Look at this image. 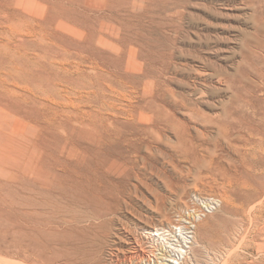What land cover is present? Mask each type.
Wrapping results in <instances>:
<instances>
[{"label": "rangeland", "instance_id": "obj_1", "mask_svg": "<svg viewBox=\"0 0 264 264\" xmlns=\"http://www.w3.org/2000/svg\"><path fill=\"white\" fill-rule=\"evenodd\" d=\"M263 6L0 0V264H163L149 232L183 225L197 240L183 264H264L239 152L264 110ZM106 133L130 144H103V166ZM89 187L102 204L80 200Z\"/></svg>", "mask_w": 264, "mask_h": 264}, {"label": "bare ground", "instance_id": "obj_2", "mask_svg": "<svg viewBox=\"0 0 264 264\" xmlns=\"http://www.w3.org/2000/svg\"><path fill=\"white\" fill-rule=\"evenodd\" d=\"M263 2V1H262ZM263 4V3H262ZM261 4V5H262ZM264 7V6H263ZM260 8V7H259ZM258 9V8H257ZM262 11V10H261ZM263 12V11H262ZM42 38V37H41ZM40 38V39H41ZM9 39V38H8ZM7 39V40H8ZM9 42H10V40H8ZM258 41V40H257ZM261 42V41H260ZM259 42V43H260ZM257 43V42H256ZM263 43V42H262ZM261 43V44H262ZM9 44V43H8ZM261 46H264V44L263 45H261ZM264 48V47H263ZM7 50V49H6ZM260 58V57H259ZM261 66H262V64H261ZM254 68V67H253ZM246 73V72H245ZM258 76L261 78V79H264V71H259L258 73ZM238 78V77H237ZM1 80V79H0ZM3 81H4V79H3ZM14 82V81H13ZM1 84V83H0ZM21 84V83H20ZM4 85V84H3ZM7 85V84H6ZM9 85V84H8ZM7 85V86H8ZM19 85V84H18ZM22 85V84H21ZM231 85V84H230ZM20 86V85H19ZM18 86V88H20ZM4 88V87H3ZM22 88V87H21ZM1 89V88H0ZM15 89V88H14ZM4 90V89H3ZM5 91V90H4ZM8 92H10L11 90L9 89V90H7ZM96 91V90H95ZM102 91V90H101ZM28 93V92H27ZM93 93V92H92ZM5 94H6V92H5ZM20 94V93H19ZM18 94V95H19ZM10 95V94H9ZM6 96V95H5ZM16 96H17V94H16ZM20 96H21V94H20ZM11 97V96H10ZM19 97V96H18ZM18 97H16L17 99H18ZM27 97V96H26ZM12 98H14V97H12ZM11 98V99H12ZM23 97H21V101L23 100L22 99ZM20 99V98H19ZM14 100V99H13ZM239 100V99H238ZM15 101V100H14ZM20 101V100H19ZM25 102V101H24ZM39 102H40V100H39ZM98 103V102H97ZM101 103H103V101L101 102ZM107 103V102H106ZM240 103V102H239ZM109 104V103H108ZM99 105V104H98ZM101 105V104H100ZM109 105H111V104H109ZM239 105H241V104H239ZM250 105V104H249ZM96 107V106H95ZM94 107V108H95ZM102 107H104V106H102ZM93 108V109H94ZM106 108H108V106L106 107ZM2 109V111L4 112V114H6V116H7V118L9 119V113H7L8 111H6V110H4V108H0V110ZM102 109V108H101ZM240 109V108H239ZM263 109V108H262ZM231 110H233V109H231ZM238 110V109H237ZM241 110V109H240ZM95 111H97V109L95 110ZM236 111V110H235ZM242 111V110H241ZM84 112V111H83ZM89 112V111H88ZM87 112V113H88ZM90 112H92V110L90 111ZM90 112L88 113V114H90ZM103 112V111H102ZM230 112V111H229ZM238 112V111H237ZM0 113H1V111H0ZM93 113V112H92ZM84 114H85V112H84ZM87 114V115H88ZM227 114V113H226ZM238 114H240V113H238ZM94 115V114H93ZM101 115H103V114H101ZM231 115V114H230ZM229 115V116H230ZM164 116H165V114L161 111H156V114H155V119H156V121L155 122H158V121H161V120H163L164 119ZM228 116V117H229ZM233 118H234V113L231 115ZM88 117H90V116H88ZM95 117H96V113H95ZM103 117V116H102ZM108 117V116H107ZM237 117V116H236ZM80 118V117H79ZM82 119H80V120H77L78 121V123L80 124V125H84L85 126V124H87V120H90L89 118L87 119V118H84V117H81ZM98 118H100V117H98ZM226 118H227V116H226ZM231 118V117H230ZM11 119V118H10ZM93 119H95V118H91V120H93ZM97 119V118H96ZM14 120V119H13ZM90 120V121H91ZM98 120V119H97ZM102 120V119H101ZM103 120H104V117H103ZM102 120V122H104ZM243 120H245V119H243ZM90 121H88L89 123H88V125H91L92 123H93V121H95V120H93L92 121V123H90ZM112 121V120H111ZM5 123V124H8V122H6V121H4L3 119H0V123ZM99 123L100 121H96V123ZM235 122V121H234ZM10 123H12V122H10ZM95 123V122H94ZM214 123V122H213ZM227 123V122H226ZM229 123H232V122H230V120H229ZM240 122H238V124H239ZM250 123V122H249ZM259 123V124H258ZM257 124H258V127H249V129H250V131L248 132V137H246V138H244L243 140H242V142L240 141V143H239V145L241 146L240 147V149H242V150H239V152H240V157H241V159L242 160H244V161H247V163L249 164V166L250 167H252L253 169L254 168H256V170H257V174L256 175H258L257 177H255L256 179L258 178L259 179V185H260V187H258V186H253L252 184V187H251V190L253 191V195L248 199V201H247V206H248V211H249V215L251 216V217H253V218H256V219H262V220H264V110L262 111V114H261V116L259 117V122H258ZM13 124V123H12ZM19 124V123H18ZM100 124L101 123H99V126H100ZM103 124V123H102ZM254 124V123H253ZM256 124V123H255ZM15 125V124H14ZM94 125V124H93ZM95 125H97V124H95ZM94 125V126H95ZM223 125V124H222ZM227 125V124H226ZM230 125V124H229ZM249 125V124H248ZM250 125H252L251 123H250ZM5 126H7V125H5ZM98 126V125H97ZM104 126H106V125H103V127ZM225 126V125H224ZM243 127H245L244 125H242ZM253 126V125H252ZM152 127V126H151ZM158 127V126H157ZM223 127V126H222ZM221 127V128H222ZM230 126H228V128H229ZM235 127V126H234ZM84 128V127H83ZM96 128V127H95ZM101 128V127H100ZM231 128V127H230ZM233 128V127H232ZM242 128V127H241ZM239 129V128H238ZM247 129V128H246ZM12 130V129H11ZM106 130V129H105ZM95 131V130H94ZM104 131V130H103ZM108 131V130H107ZM239 131H241V130H239ZM247 132V131H246ZM222 133V132H221ZM229 134V133H228ZM225 135V134H224ZM226 136H227V134H226ZM238 136H239V134H238ZM119 138H121V142L122 143H124V144H130V142H128V139H124V138H122V136H120L119 134L117 135V133H116V135H114V133H106V134H104V135H100V137H99V140L97 141V143L96 144H98L99 145V148H98V152H101V151H103V150H101V149H103V144L104 145H107V146H109V145H112V144H114V143H118V141L116 140V139H119ZM205 138V137H204ZM226 138V137H225ZM227 139V138H226ZM224 140V139H223ZM230 140V139H229ZM124 141V142H123ZM232 141V140H231ZM126 142H128V143H126ZM122 145V144H121ZM139 145H141V144H139ZM207 145V144H206ZM227 145H228V143H227ZM148 146V145H147ZM230 146H231V144H230ZM234 146V145H233ZM133 147L135 148L136 147V144H134V145H132V150L134 151V150H136V149H133ZM140 147V146H139ZM105 148V147H104ZM118 148V147H117ZM130 148V147H129ZM148 149H151V145H149L148 147H147ZM234 148V147H233ZM239 148V147H238ZM225 149V148H224ZM233 150V149H232ZM234 151V150H233ZM238 151V150H237ZM95 152V151H94ZM78 154V153H77ZM138 154V153H137ZM215 154V153H214ZM236 154V153H235ZM96 155V154H95ZM108 155V154H107ZM203 155V154H202ZM78 156V155H77ZM99 156V155H98ZM119 156V155H118ZM117 156V157H118ZM144 156V155H143ZM194 156V155H193ZM79 157V156H78ZM81 157V156H80ZM93 157V156H92ZM208 157V156H207ZM232 157V156H231ZM106 156L101 152V155H100V157L97 159V157H96V159H97V161H100V160H102V162H99V163H102L103 164V166L104 165H107V164H104V163H108V161L106 160ZM142 158H144V157H142ZM237 158V157H236ZM246 158H248L247 160H246ZM79 159H81V158H79ZM95 159V160H96ZM133 159V158H132ZM209 159V158H208ZM82 160V159H81ZM89 160V159H88ZM119 160H121L122 161V159H117L116 157L115 158H113V159H111V160H109V161H112V162H115V163H117V162H121V161H119ZM128 160V159H127ZM203 160V159H202ZM233 160V159H232ZM239 160H240V158H239ZM136 161V160H135ZM147 161V160H146ZM92 162V161H91ZM95 162V161H94ZM149 162V161H148ZM243 162V161H242ZM70 163V162H69ZM93 163V162H92ZM143 163V162H142ZM211 163V159L208 161V165ZM42 164V163H41ZM91 164V163H90ZM96 164V163H95ZM98 164V163H97ZM147 164V163H146ZM200 164V163H199ZM203 164V163H202ZM240 164V163H239ZM246 164V163H245ZM247 165V164H246ZM245 165V166H246ZM99 166V165H98ZM101 166V165H100ZM244 166V167H245ZM84 167V166H83ZM132 167V166H131ZM250 167H249V169H250ZM93 168V167H92ZM101 168H102V166H101ZM101 168L99 169V171L101 170ZM105 168V167H104ZM104 168H102V169H104ZM251 168V170H253ZM248 169V168H247ZM78 170V169H77ZM243 170V169H242ZM95 171V170H94ZM103 172V171H102ZM253 172V171H252ZM251 172V173H252ZM249 173V172H248ZM254 173H256V172H254ZM31 174V173H30ZM95 175V174H94ZM185 175V174H184ZM247 175V174H246ZM253 176V175H252ZM88 177V176H87ZM98 177V176H97ZM250 177V176H249ZM100 178V177H99ZM170 178V177H169ZM168 178V179H169ZM90 179V178H89ZM102 180V179H101ZM114 180V179H113ZM106 181V180H105ZM97 182V181H96ZM102 182V181H101ZM100 182V184H102ZM104 183H106V182H104ZM87 184V183H86ZM90 184V183H89ZM165 185H166V187L168 188V190L170 189H172L173 187H172V185H171V183H170V181H165ZM180 185V184H179ZM184 185V184H183ZM247 185H248V183H247ZM254 185H256V184H254ZM84 187H86V186H84ZM102 187V186H101ZM250 187V186H249ZM66 188V187H65ZM72 188H74V187H72ZM104 188V187H103ZM166 189V188H165ZM68 191V190H67ZM81 191V193L82 194H79L80 195V200H82L83 202H85L86 204H89V205H94V206H96L97 205V203H100L99 202V199H101V196H100V194L98 193L99 192V190L97 191V189H95L94 187H89L88 189H82V190H80ZM101 191V190H100ZM104 191H105V189H104ZM103 191V192H104ZM69 192V191H68ZM73 192V191H72ZM166 192H167V190H166ZM102 193V192H101ZM68 195H70L69 193H68ZM79 195H76V196H78L79 197ZM63 197V196H62ZM75 197V196H74ZM160 198V200H163L164 201V199H165V196L163 195H160V196H157L156 195V199H159ZM78 199V198H77ZM155 199V200H156ZM79 200V199H78ZM80 204V203H79ZM84 204V203H83ZM82 204V205H83ZM100 204H102V203H100ZM164 204V203H163ZM75 205V204H74ZM106 206V205H105ZM242 206V205H241ZM240 206V207H241ZM57 207V206H56ZM88 207V206H87ZM99 207V206H98ZM242 207H244V208H246L245 207V205H243ZM79 208V207H78ZM97 208V207H96ZM244 208H242V209H244ZM59 211V210H58ZM65 211V210H64ZM61 212V211H60ZM78 212V211H77ZM76 212V213H77ZM53 213V212H52ZM97 213V212H96ZM59 214V213H58ZM62 214V213H61ZM79 214V213H78ZM97 214H99V213H97ZM96 214V215H97ZM102 214V213H101ZM64 215V214H63ZM248 215V216H249ZM71 216V215H70ZM98 216V215H97ZM65 217V216H64ZM78 217V216H77ZM49 218V217H48ZM58 218V217H57ZM70 218V217H69ZM65 219H66V217H65ZM64 219V220H65ZM78 219V218H77ZM45 220H46V218H45ZM252 220V219H251ZM69 222H70V220H68ZM78 221V220H77ZM184 221H186V220H184ZM257 221V220H256ZM66 222H67V220H66ZM82 222V221H81ZM187 222V221H186ZM188 224H190V223H188ZM57 226V225H56ZM195 226V225H194ZM203 226V225H202ZM204 227V226H203ZM74 228V227H73ZM175 228V230L173 231V233H171L170 234V232L172 231H168V230H165V229H162L161 231H159L158 229H155L154 230V232H153V230L152 231H150L149 232V235L153 238V239H155L157 242L159 241L160 243L163 241V242H165V243H167L168 244V246H166V244H165V248L166 247H168V249H164L163 248V251L160 253V258H162V260H163V264H183V262H184V260L187 258V255H188V251H189V249H190V247H191V245H193L196 241H195V237H194V233L193 232H195V230L194 231H192V229H191V226L190 227H185V225H183V226H176V227H174ZM198 228V227H197ZM47 229V228H46ZM195 229V228H194ZM203 229V228H202ZM77 230V229H76ZM198 230H200V228L198 229ZM199 233V232H198ZM172 238H171V237ZM169 237L171 238V239H169ZM181 238L180 240H179V242H176L175 241V239H177V238ZM175 238V239H174ZM176 243H175V242ZM63 245V244H62ZM59 246V245H58ZM67 246V245H66ZM63 248V247H62ZM67 248V247H66ZM64 249V248H63ZM162 249V248H161ZM161 260V259H160ZM71 263V262H70Z\"/></svg>", "mask_w": 264, "mask_h": 264}, {"label": "built area", "instance_id": "obj_3", "mask_svg": "<svg viewBox=\"0 0 264 264\" xmlns=\"http://www.w3.org/2000/svg\"><path fill=\"white\" fill-rule=\"evenodd\" d=\"M206 209H209V207H210V204L209 203H207V204H205V206H204ZM190 211H193L192 213H189L190 214V216H191V219H192V221H195V218L197 217V218H200L201 217V214H200V212H197L195 209H190Z\"/></svg>", "mask_w": 264, "mask_h": 264}]
</instances>
